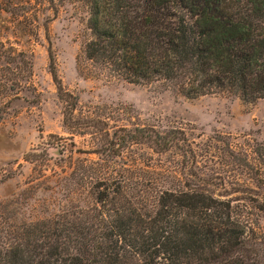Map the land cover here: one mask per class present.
<instances>
[{"label":"trees","instance_id":"obj_1","mask_svg":"<svg viewBox=\"0 0 264 264\" xmlns=\"http://www.w3.org/2000/svg\"><path fill=\"white\" fill-rule=\"evenodd\" d=\"M33 1L49 6L47 22L57 17L55 0ZM73 1L86 12L82 59L107 79L188 100H264V0ZM47 54L63 127L90 139L76 153L94 159L68 157V197L82 206L26 222L0 203V264H264V147L250 165L228 147L198 150L178 129L77 115L50 43ZM224 167L246 181H227Z\"/></svg>","mask_w":264,"mask_h":264},{"label":"rangeland","instance_id":"obj_2","mask_svg":"<svg viewBox=\"0 0 264 264\" xmlns=\"http://www.w3.org/2000/svg\"><path fill=\"white\" fill-rule=\"evenodd\" d=\"M55 4L57 17L47 22L52 16L47 4L0 0V203L8 213L35 222L84 201L83 196L68 197V157H94L76 153L91 149L88 137L71 140L63 127V106L48 73L49 43L62 86L77 99V115L122 116L111 126L129 125L126 119H131L156 130L178 129L211 156L228 147L246 153L250 165L256 163L253 151L264 147V100L252 105L224 96L188 100L158 85L107 79L82 59L89 37L84 8L73 0ZM27 153L35 154L36 163L24 161ZM222 169L227 181L247 179ZM257 226L264 229V218Z\"/></svg>","mask_w":264,"mask_h":264}]
</instances>
